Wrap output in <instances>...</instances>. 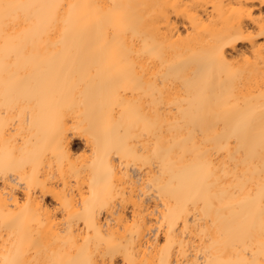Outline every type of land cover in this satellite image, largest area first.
<instances>
[{"label": "bare ground", "instance_id": "1", "mask_svg": "<svg viewBox=\"0 0 264 264\" xmlns=\"http://www.w3.org/2000/svg\"><path fill=\"white\" fill-rule=\"evenodd\" d=\"M0 264H264V0H0Z\"/></svg>", "mask_w": 264, "mask_h": 264}, {"label": "rangeland", "instance_id": "2", "mask_svg": "<svg viewBox=\"0 0 264 264\" xmlns=\"http://www.w3.org/2000/svg\"><path fill=\"white\" fill-rule=\"evenodd\" d=\"M74 149L78 152L81 151V147L77 142L74 143Z\"/></svg>", "mask_w": 264, "mask_h": 264}]
</instances>
